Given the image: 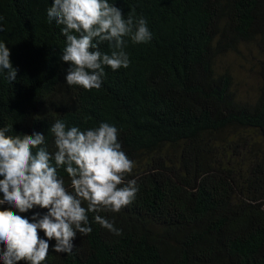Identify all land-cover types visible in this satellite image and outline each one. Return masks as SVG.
<instances>
[{
  "label": "trees",
  "instance_id": "1",
  "mask_svg": "<svg viewBox=\"0 0 264 264\" xmlns=\"http://www.w3.org/2000/svg\"><path fill=\"white\" fill-rule=\"evenodd\" d=\"M50 3L0 0V41L17 70L13 84L0 75V127L12 124L11 137L45 132L53 151L46 129L55 119L115 125L135 165L125 182L138 191L119 212L97 213L119 235L89 213L91 231L77 233L71 254L50 242L43 264H264V0H115L152 37L128 41V67L105 66L101 87L89 90L64 82ZM243 43L262 54L251 103L237 99L229 73L214 71L218 55Z\"/></svg>",
  "mask_w": 264,
  "mask_h": 264
},
{
  "label": "clouds",
  "instance_id": "2",
  "mask_svg": "<svg viewBox=\"0 0 264 264\" xmlns=\"http://www.w3.org/2000/svg\"><path fill=\"white\" fill-rule=\"evenodd\" d=\"M45 15L64 37L59 56L67 64L64 82L84 90L101 87L105 66L112 71L128 67V41L141 44L152 37L146 20L125 17L115 0H51ZM103 42L107 51L99 47ZM0 75L9 84L17 79L3 41ZM12 131V124L0 127V264H43L50 242L53 252L71 254L77 233L91 231L89 213L119 235L111 221L97 214L119 212L138 191L135 179L125 182L135 165L122 150L115 125L100 122L81 129L55 119L46 129L53 151L45 132L11 137Z\"/></svg>",
  "mask_w": 264,
  "mask_h": 264
},
{
  "label": "rangeland",
  "instance_id": "3",
  "mask_svg": "<svg viewBox=\"0 0 264 264\" xmlns=\"http://www.w3.org/2000/svg\"><path fill=\"white\" fill-rule=\"evenodd\" d=\"M261 59V51L255 43H243L218 55L214 62V71L216 74L229 73L237 99L251 103L257 99L259 92L258 67ZM167 152L172 159L177 156V152L171 149Z\"/></svg>",
  "mask_w": 264,
  "mask_h": 264
}]
</instances>
